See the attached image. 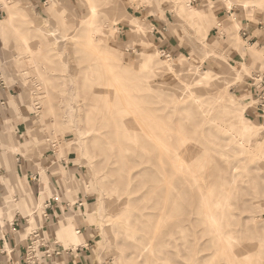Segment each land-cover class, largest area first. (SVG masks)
<instances>
[{
	"label": "rangeland",
	"instance_id": "rangeland-1",
	"mask_svg": "<svg viewBox=\"0 0 264 264\" xmlns=\"http://www.w3.org/2000/svg\"><path fill=\"white\" fill-rule=\"evenodd\" d=\"M227 1L238 6L247 0H204L200 6L193 0H58L62 13L49 8L50 0H0V21L10 22L0 25V68L9 91L16 90L8 109L0 106L6 121L0 122V155L14 167L0 177V226L8 229L16 204L23 217L17 229L28 224L26 193L16 179L14 192L9 182L18 162L34 178L64 168L65 193L53 174L50 198L71 211L72 231L82 226L91 240L89 264H264L263 135L254 134L245 149L210 108L211 97L222 92L264 125L250 79L258 70L263 77L264 38L246 41L241 21L227 14ZM259 1L250 2L259 5L255 15L264 13ZM186 2L207 13V35L203 21L187 20ZM90 6L94 16H88ZM151 19L168 26L164 43L183 47L180 52L162 51ZM138 25L148 28L137 32ZM241 49L259 50L261 57H243ZM205 72L212 78L194 83ZM182 88L190 94L176 99ZM14 117L25 123L21 132ZM28 131L35 145L26 156L11 153L9 146L25 143ZM21 182L30 188L22 175ZM37 183L31 181L32 190ZM35 196L27 194L33 211ZM38 218L22 237L49 224ZM55 236L53 247L72 244ZM245 251L248 258L236 263L233 253Z\"/></svg>",
	"mask_w": 264,
	"mask_h": 264
},
{
	"label": "crops",
	"instance_id": "crops-1",
	"mask_svg": "<svg viewBox=\"0 0 264 264\" xmlns=\"http://www.w3.org/2000/svg\"><path fill=\"white\" fill-rule=\"evenodd\" d=\"M35 1L38 4H41L44 0H35ZM203 1L204 0H195V2L193 4L197 3L200 6V4ZM255 1H259V0H247L245 2H255ZM48 2H49V0H48ZM245 2H243V5H238V6H234V4H233V6L228 9L229 12L227 14H230V18H235L239 25H240V21H241L242 30L247 31L249 39H251L252 42H254L255 40L260 41L262 38H264V13H260L259 15H255L254 12L250 13L247 10V8L244 6ZM226 10H227V8L224 9V11H226ZM246 15H248L249 17H254L255 19L249 20L246 17ZM219 16L221 17L222 14H220ZM148 17H151V15H149ZM150 22L153 25L152 34H153V36H155V42L160 46V48H162V51H164V52L172 51L174 53V52H180L183 49V47L181 49V47L178 48V46H174V45H171L168 43H164L165 39H164L163 34H165L169 31L167 28L168 26L164 25L162 22H160L156 19H151ZM143 26H146V25H143ZM211 30L212 29H210V31ZM210 31H209V33H210ZM241 31H240V33H241ZM231 47H233V46H231ZM251 47L256 48V46H254V45ZM213 48H215V47H213ZM215 49H217V48H215ZM248 50L249 49H245V50L241 49L240 53L241 54L245 53V56L247 54L249 56H250V54L252 55L251 51L249 53ZM258 52L260 54L259 57H261V52L259 50H258ZM239 64L243 65V63H239ZM260 73H261V71L258 70V72H255L251 78H254L257 76L260 77L261 76ZM262 76L264 78V72H263ZM15 91L14 90L13 91H7L3 94L5 100L8 102V106L10 105V97L15 95L14 94ZM253 91L255 93L254 89H253ZM13 105L14 104H12V106ZM20 120H21L20 117H14V119H13V121L15 123L19 124L16 126V130L18 132H21L22 127L25 126L24 122H23L24 124L19 122ZM0 122L6 123V121H4V117L2 116V114H0ZM28 133H29V131L26 132L25 135L27 136V139H26L25 143L21 144V146L18 144H11L9 146V148H10L9 150H11V153H13V154L17 153L20 155L23 154L24 156L27 155L28 151L30 150V147L32 148V146L35 145L34 138H30L28 136ZM10 169H11V171L14 170L12 162L10 160H6L5 157L2 158L0 155V177H3L4 174L7 173L8 170H10ZM24 169H25V167H23V164H21V162H18L16 164V168H15V172L13 174V177L9 179V182H10V186H11L13 192L16 189L15 184H14V183H16L15 181H17V183H19L20 186L24 189V192L26 193V195L23 198L24 204L22 206V211L24 214L28 213V211L31 213L27 216L28 224L21 226L20 229H17V227H19L18 220L19 219L22 220V218H23L22 214L20 213L21 207H20V205L16 204L15 206H13L11 208V210H9L8 217H7L9 227L7 229L4 226L3 227L4 231L0 230V264H22L23 263V260L25 258L27 245H28V241H29V236L28 237H22V235H23V233H25V231H27L30 228V225H32V224L38 225L37 224L38 223L37 222L38 217H39L38 219H40L42 221V223H44V224L49 223L45 227H42V228L44 229L46 234L52 240H55V238H56L55 234H57V237L60 236L61 239H63L64 241H69L72 243V244L67 243L65 245L66 247H71L69 249H67L64 245H62L63 244L62 242H61L62 244H57L55 246L56 251H62V254L59 256H53L51 260H47L46 264H89L87 259H86L85 253L89 247L91 240L86 238V236H83V234L81 232L78 233V230L76 228H74L75 233L72 231V226L71 225L68 226V219L69 220H72V219H70L69 217L67 219V215L70 214L71 211H68V212L64 211V206H63V204L60 206V202L58 201V199L54 200V201H56V203H53L52 198H50V196L53 195V190L51 189L50 177L53 174H55L58 177L60 187H61L58 192H61L62 194H64L66 186L63 184V181L69 178L68 177L69 172H66L63 168L62 172L61 171L56 172V173L52 172L53 174L49 175V174H47V170H43V172L41 173V176H39L40 178L36 177L38 180L37 185L39 186V189H37V185H36V186L32 187L33 188V190H32L31 189V181H35L36 178L33 177V172H31V171L25 175ZM21 175H22V179H26L28 184L30 185L29 189L23 187V184L21 182ZM13 178L16 180L15 181L12 180ZM46 190H49V193H46ZM38 191H39V193H38ZM27 194H28L29 198H31V199H33L34 198L33 196L36 195L35 197H36L37 204L35 206L34 211L32 210V208L30 206L31 204H30L29 199L27 198ZM0 197H1V195H0ZM41 200H42L43 204L45 202L47 203V205H48L47 206V213L52 218H54L52 222L46 221L43 218V216H41L42 213H40V215L38 214L37 216H35V214L38 212L39 208H41L43 206L40 204ZM78 202H79L78 200L75 202L74 201L71 202L70 206H71V209L73 212H76L74 209V206ZM86 203H87L86 201H83L82 203H80L81 204L80 210H84L86 208V205H85ZM61 214H64V215H61ZM2 215H3V213H2V210L0 209V220L2 219ZM56 215H58V216L55 219ZM84 215L85 214L80 215V213H79L77 216L80 220H82L83 218H81V216L84 217ZM75 217L76 216H72L73 219H75ZM45 228H46V230H45ZM60 228H62V230ZM79 228L81 229V231L83 230L82 226ZM57 230H58V232H57ZM59 231H62V232H59ZM89 236L92 239L91 234H89ZM58 242H60V241H58ZM10 250H11V253H9ZM94 252H95V250L93 249L92 256H91L93 259H95V253Z\"/></svg>",
	"mask_w": 264,
	"mask_h": 264
},
{
	"label": "bare ground",
	"instance_id": "bare-ground-1",
	"mask_svg": "<svg viewBox=\"0 0 264 264\" xmlns=\"http://www.w3.org/2000/svg\"><path fill=\"white\" fill-rule=\"evenodd\" d=\"M228 3V7L231 8L233 6V3H231L230 1H227ZM256 4V3H255ZM254 3H250V2H245L244 6L247 8V10L250 13H253L254 10L256 8H259V5L255 6ZM261 7L264 6V1H259V3ZM60 3L58 2V0H50V5L49 8L55 10L56 12L62 13L64 11V8L59 10L57 6H59ZM57 8V9H56ZM96 13V9L94 6H90V13L88 16H94ZM185 15L188 21H190L191 23H197L198 25L200 24V22H204L203 24H201L202 29L206 32L205 34L207 35V20H208V15L205 11L202 10H196L194 9V7L191 6L190 2H186V11H185ZM87 17H85L84 19L86 20ZM234 16V15H233ZM232 16V17H233ZM65 17V16H64ZM234 19V18H233ZM5 23H10L9 19H5L0 21V25L1 24H5ZM12 26V25H11ZM148 27H143V26H137V32H143L145 30H147ZM77 29V28H76ZM42 32H44L45 35L47 36H55L57 37L58 32L54 31V30H47L46 28H42ZM96 35H99V30H96L94 32ZM244 52V51H243ZM257 52V53H255ZM252 54H258V51H253L251 52ZM144 54L140 53V56H143ZM243 56H245V53H242ZM254 56V55H253ZM171 55H168V58H171ZM186 57V56H185ZM257 57V56H256ZM193 59V58H192ZM185 60L184 56L181 57V62H183ZM170 61V60H169ZM243 66H246L243 63ZM243 70V69H242ZM208 72L203 73L200 77H198L196 80H194V83L198 84V85H203L205 83V81H207L208 78H212L211 75H208ZM239 74V73H238ZM197 76V75H196ZM237 76V75H236ZM238 80V79H237ZM240 80V79H239ZM189 88V87H188ZM191 89V88H190ZM181 93L180 95H178L176 97V99H183L185 100V96L189 93L186 89L182 88L181 89ZM193 93V92H192ZM190 94V93H189ZM188 94V95H189ZM192 95V94H191ZM181 101V100H180ZM252 106V105H251ZM210 108L211 110H217L218 112L221 113L222 115V122L224 125L228 126L229 128H231L234 133L236 138L238 139L237 143H240L241 146H243L245 149L246 147L250 144V138L254 135V134H262L263 135V141L260 143L258 149L263 150V155H264V125H256L251 119L247 118L246 116V108L244 107L243 104L238 103L235 99H233L232 97H230L227 94L224 93H220L218 92L217 94H215L214 96L211 97V103H210ZM36 109L38 110L39 107L37 106ZM208 114V113H207ZM215 126V125H214ZM225 126V128H226ZM186 150V149H185ZM248 152L249 149H248ZM187 153V152H186ZM184 155V154H183ZM179 157V156H178ZM182 157V156H181ZM185 158V157H184ZM182 159V158H181ZM181 161V160H180ZM184 161V160H183ZM182 161V162H183ZM184 163V162H183ZM187 164V163H186ZM185 165V164H184ZM187 166V165H185ZM184 166V167H185ZM210 166V165H208ZM191 167V166H190ZM193 168V167H191ZM189 170V169H187ZM194 170V169H193ZM196 171V170H194ZM190 172V170H189ZM197 174V173H196ZM206 174V173H205ZM198 176V174H197ZM192 177V176H191ZM201 180V179H200ZM205 181V180H204ZM195 182V181H194ZM202 182V181H201ZM196 183V182H195ZM204 183V182H203ZM208 188V187H207ZM210 188V187H209ZM201 190V189H200ZM224 190V188H223ZM207 191V190H206ZM209 191V190H208ZM204 192V191H203ZM208 193V192H207ZM205 194V193H204ZM225 200L222 199V202ZM204 201V200H203ZM45 204V203H44ZM43 204V206L41 208H39L38 211H44L45 210V205ZM205 204V201H204ZM221 204V200L217 201V205ZM205 206V205H204ZM213 206V205H212ZM222 206V204H221ZM219 208V207H217ZM96 210V209H95ZM45 213L42 212V215H44ZM216 215V214H215ZM216 217V216H215ZM44 218V217H43ZM216 219L214 218V216H211L210 221H215ZM47 221V220H46ZM218 222V221H217ZM209 223V222H207ZM211 223V222H210ZM209 223V224H210ZM215 224L213 223V227L212 229L214 230ZM215 231V230H214ZM78 233H80L78 231ZM232 252V251H231ZM249 251H245L241 254H236L235 252L233 253L235 262L239 263V259L241 258H248ZM244 258V259H245ZM237 260V261H236Z\"/></svg>",
	"mask_w": 264,
	"mask_h": 264
},
{
	"label": "built area",
	"instance_id": "built-area-1",
	"mask_svg": "<svg viewBox=\"0 0 264 264\" xmlns=\"http://www.w3.org/2000/svg\"><path fill=\"white\" fill-rule=\"evenodd\" d=\"M195 0H193V3ZM243 38L248 41L249 43L252 42L251 39H249L248 33L246 30L241 31ZM164 52V51H163ZM259 76L251 78V86L255 90L256 98L258 99L257 104V111L256 113L259 115L260 118L264 120V78H260ZM10 87L8 86V83L5 79V75L2 72L0 68V106L2 108L8 107V102L5 100L3 94L7 91H9ZM3 184L0 180V187H2ZM47 206H45V209L47 211ZM50 215L45 212V218H47L48 221ZM13 226V225H12ZM11 226V227H12ZM4 228L0 226V230H3ZM79 232H81V229H78ZM54 240H52L44 231L43 228L38 229L37 231L32 232L29 235V241L25 253V258L23 260L22 264H46L47 260H51L53 256H59L62 254V251H56L54 245ZM11 253V251H9Z\"/></svg>",
	"mask_w": 264,
	"mask_h": 264
}]
</instances>
